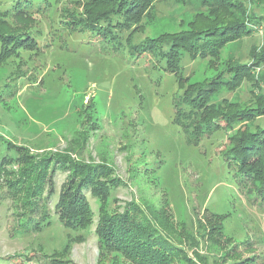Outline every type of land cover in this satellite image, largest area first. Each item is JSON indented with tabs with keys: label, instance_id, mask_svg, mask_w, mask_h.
I'll list each match as a JSON object with an SVG mask.
<instances>
[{
	"label": "rangeland",
	"instance_id": "374dc122",
	"mask_svg": "<svg viewBox=\"0 0 264 264\" xmlns=\"http://www.w3.org/2000/svg\"><path fill=\"white\" fill-rule=\"evenodd\" d=\"M239 1L252 32L231 34L217 55L185 56L178 80L147 55L132 61L103 49L95 35L65 29L66 17L82 16L90 0L44 1L43 12L28 16L14 11L12 0H0L1 31L39 36L36 46L0 57V165L17 173L20 165L7 162L24 159L34 170L29 182L46 178L32 214L42 222L46 208L51 217L41 230L29 229V208L5 185L12 178L0 175V264H132L102 248L97 235L101 219L127 216L153 240H166L170 264H264V201L226 156L244 127L250 134L264 129V113L255 114L264 111V0ZM199 6V0H155L134 43L215 23ZM218 17L230 25L226 11ZM237 67L252 72L221 94L218 105L223 99L228 105L218 113H242L244 123L189 145L172 123L174 99L230 69L229 78ZM89 170L88 177H99L83 193L91 220L81 230L67 229L55 204Z\"/></svg>",
	"mask_w": 264,
	"mask_h": 264
},
{
	"label": "trees",
	"instance_id": "16d2710c",
	"mask_svg": "<svg viewBox=\"0 0 264 264\" xmlns=\"http://www.w3.org/2000/svg\"><path fill=\"white\" fill-rule=\"evenodd\" d=\"M44 1L50 2L51 0H12V4L14 11L28 16V13L34 11L43 12ZM154 1L90 0V7L85 10L82 16L78 14L66 17L64 24L69 23L70 25H64V28L73 29L74 32L83 35H95L100 38L103 49L111 47L113 52L110 53L128 56L132 61L139 56L147 55L153 61L152 64L155 62L157 65L155 67L159 71L170 72L178 80L182 78L183 58L185 56L195 60L198 57L204 59L208 56L217 55L232 39L231 34L246 35L252 32V27L249 25L251 21L249 18L247 20L246 14L244 15L240 11H243L241 1L199 0L200 6L197 11L200 12L202 8L208 9L214 17L215 23H211V26L197 27L180 36L147 38L134 43L132 37L137 32L135 28L142 22L145 17L144 12ZM222 11H226L229 16L227 22H230V25L219 21L220 17L218 16ZM204 16L205 13H202L198 15V18ZM235 21H237L238 27L231 29ZM128 32H132L129 38ZM23 35L28 36V33L12 35L0 30V44L5 50V53H1L0 57L3 54L7 57L12 56L21 48L38 44L39 36L29 35L27 38ZM125 48H128L127 55ZM229 70L206 83L191 84L183 90L181 96L174 99L175 114L172 123L181 129L185 142L189 145L197 146L203 137L213 132L222 129L227 130L235 124L244 123L239 118L242 113H218L219 108L228 105L226 99H223L218 105L217 100L221 94L233 91L244 80V77H248L250 71L252 72L251 69L247 72V70L244 71L243 68L237 67L229 75V78H225ZM229 108H232V105ZM262 112L264 113V111L258 110L255 114L260 116ZM252 116L255 115L252 113ZM223 121L226 123L225 127L222 126L221 122ZM245 121L252 126L251 119L247 118ZM244 129H248L247 126ZM244 129L239 131L241 139L234 140L235 149L226 152V156L232 162L237 163V176L244 180L248 178L255 187L256 196L261 197L264 201V129H256L257 132H251V134L245 133ZM14 162L20 165V171L8 174L0 165V175L5 178H12V180H7L5 185L8 186L11 194L16 196L21 194V198L24 199V206L29 208V213L26 212L25 214L29 223L28 228L39 231L47 221L51 220L49 210L46 208L41 214L42 222L37 221L32 214V210L37 209V201L43 196L46 178H41L33 185L29 182V178L34 176L33 168H28L26 160L19 158L9 159L7 163L12 164ZM228 167L230 168L229 164ZM90 172L91 170L81 178V181L72 182L69 188L61 192L55 204V214L67 229L81 230L91 220L89 206L83 193L87 188L95 186L99 177L97 175L88 177ZM137 225V221L132 220L129 216L122 220L117 218L101 219L97 235L100 238L102 248L107 251L119 252L132 264H170L174 254H166V240H153L152 234H148L147 229L143 230ZM158 241H162V244L158 245Z\"/></svg>",
	"mask_w": 264,
	"mask_h": 264
}]
</instances>
